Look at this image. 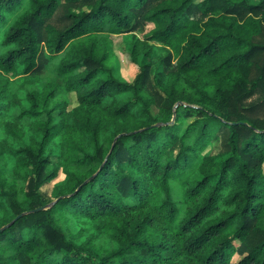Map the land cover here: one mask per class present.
I'll return each mask as SVG.
<instances>
[{
	"label": "trees",
	"instance_id": "trees-1",
	"mask_svg": "<svg viewBox=\"0 0 264 264\" xmlns=\"http://www.w3.org/2000/svg\"><path fill=\"white\" fill-rule=\"evenodd\" d=\"M0 264H264V0H0Z\"/></svg>",
	"mask_w": 264,
	"mask_h": 264
},
{
	"label": "rangeland",
	"instance_id": "rangeland-1",
	"mask_svg": "<svg viewBox=\"0 0 264 264\" xmlns=\"http://www.w3.org/2000/svg\"><path fill=\"white\" fill-rule=\"evenodd\" d=\"M127 46L128 47L130 46L128 37H126L125 39L124 35H120L113 38V52L119 62L120 73L123 76V78H125L128 81H131L138 73V69L135 65H130L129 58L125 57L122 54V49L126 48ZM72 99L73 98L71 97V100Z\"/></svg>",
	"mask_w": 264,
	"mask_h": 264
}]
</instances>
